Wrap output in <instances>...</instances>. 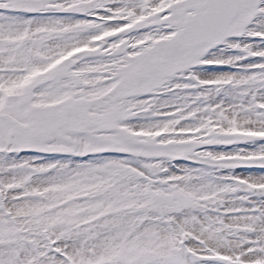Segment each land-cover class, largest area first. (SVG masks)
I'll use <instances>...</instances> for the list:
<instances>
[{"label": "snow or ice", "instance_id": "snow-or-ice-1", "mask_svg": "<svg viewBox=\"0 0 264 264\" xmlns=\"http://www.w3.org/2000/svg\"><path fill=\"white\" fill-rule=\"evenodd\" d=\"M0 264H264V0H0Z\"/></svg>", "mask_w": 264, "mask_h": 264}]
</instances>
